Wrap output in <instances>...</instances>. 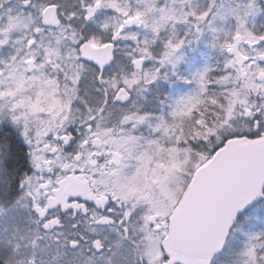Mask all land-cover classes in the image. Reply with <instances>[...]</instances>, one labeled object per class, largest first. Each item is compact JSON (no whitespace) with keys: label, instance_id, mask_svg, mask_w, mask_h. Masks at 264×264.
Listing matches in <instances>:
<instances>
[{"label":"snow or ice","instance_id":"6c2138e0","mask_svg":"<svg viewBox=\"0 0 264 264\" xmlns=\"http://www.w3.org/2000/svg\"><path fill=\"white\" fill-rule=\"evenodd\" d=\"M0 264H264V0H0Z\"/></svg>","mask_w":264,"mask_h":264}]
</instances>
